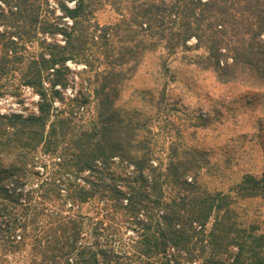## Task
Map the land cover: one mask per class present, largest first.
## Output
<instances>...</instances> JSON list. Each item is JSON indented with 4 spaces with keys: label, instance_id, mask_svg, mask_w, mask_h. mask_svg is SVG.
Segmentation results:
<instances>
[{
    "label": "trees",
    "instance_id": "1",
    "mask_svg": "<svg viewBox=\"0 0 264 264\" xmlns=\"http://www.w3.org/2000/svg\"><path fill=\"white\" fill-rule=\"evenodd\" d=\"M105 4L119 17L100 24ZM200 49L219 82L264 91V0H0V98L38 95L29 113L0 110V262L264 264V229L237 210L264 200V169L209 189L205 152L118 103L148 60L161 78ZM69 61L86 76L66 99ZM148 103L164 111L165 86Z\"/></svg>",
    "mask_w": 264,
    "mask_h": 264
},
{
    "label": "rangeland",
    "instance_id": "2",
    "mask_svg": "<svg viewBox=\"0 0 264 264\" xmlns=\"http://www.w3.org/2000/svg\"><path fill=\"white\" fill-rule=\"evenodd\" d=\"M53 2V0H51ZM118 14L107 4L95 13L100 23L114 22ZM195 40L189 42L193 44ZM203 50H186L168 58L169 71L161 78L153 75L158 70L157 59L148 60L144 70L134 79L119 99V105L128 115L143 113L156 120L152 123L160 142L167 145L176 139L188 147L205 152L210 158L202 181L209 189L227 191L244 174L260 175L264 169V91L247 87L241 82H219L215 74L193 62ZM73 72L69 75L64 97L71 98L82 91L77 71L84 64L69 61ZM144 71H147L145 73ZM165 86L167 106L160 114L148 103V97L160 96ZM38 95L29 87H23L19 96L7 93L0 98L1 112L29 113L36 109ZM56 106L60 101L56 100ZM133 112H129L134 110ZM200 114L206 115V125L198 126ZM169 131L170 136L164 137ZM160 145V144H159ZM240 218L246 223H256L264 229V200L261 197L238 202ZM84 211H87L84 209ZM4 264V262H0Z\"/></svg>",
    "mask_w": 264,
    "mask_h": 264
}]
</instances>
